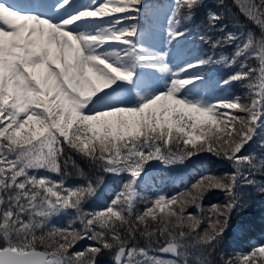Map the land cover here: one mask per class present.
Wrapping results in <instances>:
<instances>
[{
	"label": "snow or ice",
	"instance_id": "1",
	"mask_svg": "<svg viewBox=\"0 0 264 264\" xmlns=\"http://www.w3.org/2000/svg\"><path fill=\"white\" fill-rule=\"evenodd\" d=\"M161 14L144 0H0V264H264V243L225 249L233 215L264 195V151H247L264 149V0H173L163 28ZM197 42L212 54L193 56ZM213 65L235 70L213 82ZM236 82L245 98L213 94ZM203 153L231 171L145 195L151 162ZM109 176L118 190L87 207ZM215 191L225 201L205 211Z\"/></svg>",
	"mask_w": 264,
	"mask_h": 264
},
{
	"label": "trees",
	"instance_id": "2",
	"mask_svg": "<svg viewBox=\"0 0 264 264\" xmlns=\"http://www.w3.org/2000/svg\"><path fill=\"white\" fill-rule=\"evenodd\" d=\"M231 3V0H228ZM145 5L156 6L161 9L160 25L163 28L166 24L164 13L168 12L169 6L173 4V0H144ZM235 11V9H233ZM203 19V15L197 18L196 23L199 24ZM241 20L244 18L241 16ZM143 24V17L140 21ZM229 30L232 29L231 25ZM163 36V34H162ZM187 49L192 50V55H209L212 54V49L208 45H202L197 42L195 45L188 44ZM220 50H217L219 54ZM225 51L231 53L232 48H228ZM255 63V61H253ZM235 69H225L221 66L213 65L204 68L203 71L209 76L210 81H215L221 77H226L231 71ZM215 96H240L245 98L247 94V89L242 83H233L230 87L226 89H216L213 93ZM261 137H264V132L260 133ZM248 152L255 151L260 153L264 151L261 148V140L257 138L256 142L248 146ZM87 171V165H82ZM151 166H165L159 162H151ZM166 170H161L160 172L168 173L171 176H179L180 179L177 183L171 185H160L151 181H148L146 185L145 195L153 196L158 192H164L169 196L175 195L183 191L186 187H189L194 183L200 175L205 172H211L216 175H222L225 172L231 171V168L227 161L222 159H217L215 156L208 153H203L200 156L193 157L191 161L186 162L184 165L176 166H165ZM55 178V177H54ZM106 184L101 191L100 198L98 200L90 202L87 207L99 208L106 205V203L112 198L115 192L118 190L120 185L119 178L106 177ZM80 181L71 180L70 183H79ZM225 201V196L222 192L215 191L210 193L204 200L205 211L208 210L211 204H222ZM139 207L143 208L144 203L141 201ZM189 211H195L194 209H189ZM63 223V221H59ZM233 228L229 231L226 237L225 249L229 254L242 253L249 251L254 245L264 243V195L252 191L251 196L248 198V204L246 210L237 217L233 215ZM91 243L90 241L84 240L77 244L76 250L82 249L85 245ZM99 264H111L110 257L105 255L99 261Z\"/></svg>",
	"mask_w": 264,
	"mask_h": 264
},
{
	"label": "rangeland",
	"instance_id": "3",
	"mask_svg": "<svg viewBox=\"0 0 264 264\" xmlns=\"http://www.w3.org/2000/svg\"><path fill=\"white\" fill-rule=\"evenodd\" d=\"M75 8H82L84 5L91 3V0H73ZM165 166H158L157 168L151 166L150 168V179L149 181L160 184V185H171L177 183L180 179L179 176H171L168 173L160 172L166 170Z\"/></svg>",
	"mask_w": 264,
	"mask_h": 264
}]
</instances>
